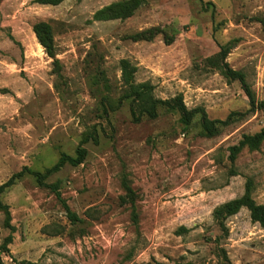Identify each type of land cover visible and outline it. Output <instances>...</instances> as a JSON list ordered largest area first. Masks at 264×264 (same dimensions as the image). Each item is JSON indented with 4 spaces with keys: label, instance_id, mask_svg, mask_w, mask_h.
Wrapping results in <instances>:
<instances>
[{
    "label": "rangeland",
    "instance_id": "rangeland-1",
    "mask_svg": "<svg viewBox=\"0 0 264 264\" xmlns=\"http://www.w3.org/2000/svg\"><path fill=\"white\" fill-rule=\"evenodd\" d=\"M34 1L0 0V186L24 172L0 197L15 229L0 264H225L220 247L231 264H264V229L247 209L226 222L229 237L218 245L213 217L249 182L264 205V144L229 161L232 147L264 129V108L249 112L242 85L215 66L230 47L226 63L264 102V0H145L131 18L112 21L94 18L125 0ZM41 23L51 28L53 58L34 33ZM152 29L160 34L151 41L132 40ZM122 61L156 99L181 96L197 112L192 123L166 109L136 123ZM203 112L211 121L243 116L208 138ZM94 132L99 142L83 145L82 165L38 183ZM125 184L136 193L137 223ZM4 221L1 213L0 253L10 235ZM181 228L188 232L178 236Z\"/></svg>",
    "mask_w": 264,
    "mask_h": 264
},
{
    "label": "trees",
    "instance_id": "trees-1",
    "mask_svg": "<svg viewBox=\"0 0 264 264\" xmlns=\"http://www.w3.org/2000/svg\"><path fill=\"white\" fill-rule=\"evenodd\" d=\"M65 0H35L34 3L41 5V6H59ZM145 4V0H125L124 2H120L117 4H113L109 7H106L99 11L95 15L96 21H112V20H125L131 18L137 10H139ZM34 33L38 42L45 48L48 56L53 58L54 54V42L52 37L51 28L44 23L37 24L34 27ZM160 34L157 29L148 30L146 32L137 34L132 37V40L135 42L138 41H151L154 36ZM230 47L222 48L221 52V65L215 63L222 73V75L228 79L230 82H239L244 91L246 96L249 99V112L256 111L259 109L264 108V102L258 103L255 93L252 91L251 87L247 84L246 79L243 74L240 72H236L229 67L226 63V59L230 53ZM122 73H123V80L124 84L127 87L126 94L124 96V100H131L132 103V116L136 123L141 122L144 118H148L150 120H156L159 116V111L161 109H166L171 113H177L181 116L182 123L187 127L189 126L195 115L196 111H189L183 102V98L181 96L177 97L176 99L170 101H163L160 99H156L153 96V87L148 83H143L140 85H135L134 78L135 74L137 73V68L132 67L128 61H122ZM236 116H243V115H230L226 121H211L207 117L206 113L203 112L202 120H201V127L203 130V135L205 137L211 138L215 137L220 134L221 127H227L233 122V118ZM93 142L98 144L99 139L97 132H94L91 135H88L82 141L81 147L77 152V157L72 158L69 156H62L56 166L52 169L48 170L46 174H37L38 183L40 185H44V179L47 175L51 173L59 172L62 168L66 165H71L72 167H78L82 165L86 158H87V150L83 148V145ZM264 144V129L253 135V136H245L240 141L237 146H234L230 149V156L229 161L231 164H235L239 155L244 150H249L250 152H258L262 145ZM24 176V172H20L14 175L7 183L0 186V197L10 188H12L16 182L22 179ZM126 191V197L123 198L124 204H130L133 212L132 218L134 223L138 222V215L136 211V193L135 191L127 184L124 185ZM54 192L60 198L59 192L54 188ZM64 207L66 209L67 216L69 220L73 224L81 223L82 221L79 217L72 213L71 210L67 205L64 203ZM247 209L250 213V218L253 223L259 224L262 229H264V205H260L256 203V201L252 197V188L251 182L247 184L246 190L244 195L241 198L232 200L228 203H225L218 207L214 214V220L218 224L221 236L215 240L216 245H218L222 240L227 239L229 237V230L227 228L226 222L236 215H238L241 210ZM3 213L5 216L4 226L5 229L10 231V235L5 239L4 244L2 245V251L0 253V262H1V254L8 253V246L13 243L14 240V233L15 229L12 226V217L9 206L5 205L1 198H0V214ZM180 233L178 236H181V232L187 233L188 230L186 228H181ZM219 248V247H218ZM220 250V257L223 259L225 264H231L226 251L223 248H219ZM22 264H34L31 262H23Z\"/></svg>",
    "mask_w": 264,
    "mask_h": 264
}]
</instances>
